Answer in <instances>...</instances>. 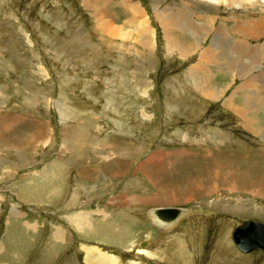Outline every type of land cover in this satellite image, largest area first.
I'll return each mask as SVG.
<instances>
[{
    "label": "rangeland",
    "instance_id": "374dc122",
    "mask_svg": "<svg viewBox=\"0 0 264 264\" xmlns=\"http://www.w3.org/2000/svg\"><path fill=\"white\" fill-rule=\"evenodd\" d=\"M241 1L0 0V264H87L86 248L116 264H264L232 241L244 220L264 222V154L244 158L264 133L186 87L201 44L235 75L214 67L217 84L255 86L264 0ZM157 156L172 163L163 174L137 172ZM159 207L191 213L160 230Z\"/></svg>",
    "mask_w": 264,
    "mask_h": 264
},
{
    "label": "crops",
    "instance_id": "0c3cea01",
    "mask_svg": "<svg viewBox=\"0 0 264 264\" xmlns=\"http://www.w3.org/2000/svg\"><path fill=\"white\" fill-rule=\"evenodd\" d=\"M131 9H133V8H130L127 5H124V10H122L124 12L125 16H127V17L129 16V18H128L129 20H132L130 17L134 16L133 18H135V16H136V15H133L134 14L133 11H132L133 14L130 15L129 10H131ZM118 10L120 11L121 9H118ZM125 10L127 12H125ZM231 24H228L227 25L228 27L226 29H228L231 26ZM139 26L141 28L142 27L145 28L144 23L143 24L141 23ZM240 28L244 29L243 32H246V30H247L246 27L245 28L240 27ZM249 31H258V30L255 29V30H249ZM234 34H236V33H234ZM255 34L256 33H246L248 38L255 36ZM167 36L170 39H174L175 42L181 48L185 49V47H187L186 48V49H188L187 53H189V52L191 53L193 51V49H191V47L193 45L190 44V46H189V41H183V39L185 40L188 37H185L181 34H178L176 29H175V31H168ZM205 39L206 38L204 37L203 41ZM200 44L201 43H199V45ZM194 45H197V44H194ZM203 47L204 46H202V44H201V46H199V49H197V51L193 55H191L192 57L198 56L199 61H197V63L195 65H191L190 68L188 69V72H187L188 73V81L186 82V85H187L186 87L189 88L191 91H195V93L197 94V96H199V98H200V96L201 97L205 96L208 98L210 97V102L216 101L217 97H221V99H222L221 101H224L223 108L225 111L229 112L231 115L237 116L240 120H242L246 116H252L254 119V125L251 126L250 120L248 119V121H246L247 126H248L247 129H249L252 133H255V134L264 133V97L262 96V95H264V93L259 94V92L264 91V70H262V68L264 69V61H262V58L264 57L262 52H264V49L261 50L260 56L258 53H256V54H258V57L256 59L257 64H262L263 66L258 65V67H255V68H256V71H259V69H260L261 70L260 72H262V73L259 75V77L254 76L252 78V80L249 81V82H252L253 84H255V86L247 84V83L245 85H242L244 82H247V79L245 78L246 80L242 84H240L238 87H236V89L235 88L232 89V87H231L232 81L226 83L225 87L222 86L221 84L216 83V78L218 76L213 73L214 72L213 68L218 67L216 69V71L219 70L221 72L222 76H225V75L227 76V74L230 73L228 76L235 77L233 72L228 71V70H230V68L228 67V65H225L223 61L219 62L217 64L211 63L210 58L213 56L210 54V48H205V50H203L202 49ZM183 54L181 55V57H184ZM241 54L246 55L247 52H243L241 50ZM221 57L222 56H220V54H219V57H218L219 60H221ZM243 57H245V56H242V57L238 56V58H240V59ZM203 64H205V65H203ZM201 66H205L206 68H210V69H208V71H206V70H203L202 68H200ZM198 68L201 70H199ZM219 68H221V69H219ZM255 72L253 73V75H255ZM200 74H202V78H201ZM260 83H263V84L260 85ZM230 89H232L231 90L232 94L230 96H228L227 98H225L227 92H229ZM232 105H234V106H232ZM240 109H245L246 113H242L240 115L239 114ZM243 123H245V122H243ZM243 132L250 135V132L247 130H245ZM259 144L260 145H255L253 148H251L254 150V152L245 154L244 158H246L248 160H252L254 157H258L257 159L261 161L263 158L264 150H262V148H261L263 146L262 143H259ZM257 146H260V147H257ZM201 150H203V149L201 148ZM175 152H177V154L182 153L183 156H184L183 153H188L189 157H191V158L194 156H195V158L196 157L199 158V155L201 157H204L207 154H209V151L205 152V153H201L200 151H195V153H193V152H190L189 150H187V151L179 150V151H175ZM164 153L169 154V152H164ZM173 153L174 152H172L170 154H173ZM151 154H152V152L146 158H149ZM251 156H253V157H251ZM184 157H187V156H184ZM156 158H157V160L154 163H152L151 161H147L145 165L138 167L137 172H139L140 170H141V172H146V174H144L145 177L150 179L152 176L150 173H153V175L157 174V173L163 174L166 171V168L164 167V168H161L159 172H157L156 170L158 169L159 166H163V164H165V166H167V168H168L172 164V163H168V160L170 161V159H168V158H165V160H161V161L159 160L160 157L157 156ZM170 158H173V157H170ZM227 167H225L224 169H226L229 172V174H231V177L228 176L226 179L233 180L232 182H234V183L237 182V180L240 182L241 180L245 179L244 177H242V174H240L238 176V179H237V177H234L235 171L230 170ZM149 168L153 169L150 173H148L149 171H147V169H149ZM108 171L114 172L113 168L108 170ZM161 183L165 184L162 181H161ZM256 185L254 184L253 186H249V187L256 188V189L257 188L262 189V186L259 183H257ZM159 188H157V189H159ZM261 194L263 195L264 191L261 192ZM154 200H155V198L153 199V201ZM170 208H172V207H170ZM156 209H160V207L154 208V210H156ZM47 240H48L47 244H49L50 242L54 243L53 238H48ZM85 263H86V261H85Z\"/></svg>",
    "mask_w": 264,
    "mask_h": 264
},
{
    "label": "water",
    "instance_id": "95a60500",
    "mask_svg": "<svg viewBox=\"0 0 264 264\" xmlns=\"http://www.w3.org/2000/svg\"><path fill=\"white\" fill-rule=\"evenodd\" d=\"M179 208H160L152 214L156 222H171L179 215ZM236 246L244 253L254 250L264 254V225L250 220L239 224L232 235Z\"/></svg>",
    "mask_w": 264,
    "mask_h": 264
},
{
    "label": "bare ground",
    "instance_id": "6f19581e",
    "mask_svg": "<svg viewBox=\"0 0 264 264\" xmlns=\"http://www.w3.org/2000/svg\"><path fill=\"white\" fill-rule=\"evenodd\" d=\"M239 3H244V2H240V0H237ZM249 1H256V0H249ZM248 1V2H249ZM258 1V0H257ZM132 13V12H131ZM133 14V13H132ZM112 33V32H111ZM217 164L219 165V163L217 162ZM225 168V166H224ZM223 168V172H224V176L227 178L228 176L231 177V174H229V172ZM233 180H229V182H232ZM238 185L233 184V186H230L231 188H234ZM173 199H175V196L173 195H169L167 192L165 193V200L166 201H174ZM180 209V208H179ZM157 210V209H156ZM155 212V210H152L149 213V217L151 219V222L157 226V228H160V230H166L168 227H171L172 225H174L182 216L191 213V211H187V210H183L180 209V213L179 215L176 217L175 220L171 221V222H156V219L154 218V216L152 215ZM82 215V214H81ZM79 215V216H81ZM85 216V215H84ZM82 217V216H81ZM86 221H87V216L85 217ZM80 220V219H79ZM85 220V219H84ZM85 221V222H86ZM74 224L78 223V218H74L73 219ZM157 224V225H156ZM79 228H81V225L79 226ZM56 236H60V232L58 231L56 233ZM87 254H88V259L86 260L87 264H116L114 261H112L113 259H115L113 256L108 257V255H104V253L98 251V249L96 248H86ZM104 252V251H103ZM257 252V251H254ZM98 253L99 256L95 257L94 259H92L93 255Z\"/></svg>",
    "mask_w": 264,
    "mask_h": 264
}]
</instances>
